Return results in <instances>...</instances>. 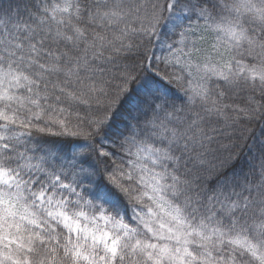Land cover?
Here are the masks:
<instances>
[{
    "label": "snow or ice",
    "instance_id": "1",
    "mask_svg": "<svg viewBox=\"0 0 264 264\" xmlns=\"http://www.w3.org/2000/svg\"><path fill=\"white\" fill-rule=\"evenodd\" d=\"M0 264H264V0H0Z\"/></svg>",
    "mask_w": 264,
    "mask_h": 264
}]
</instances>
